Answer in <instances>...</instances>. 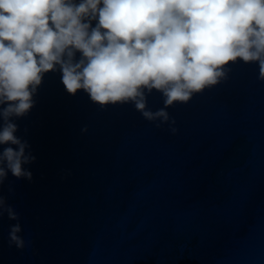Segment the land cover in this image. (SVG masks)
Instances as JSON below:
<instances>
[{"label":"water","instance_id":"water-1","mask_svg":"<svg viewBox=\"0 0 264 264\" xmlns=\"http://www.w3.org/2000/svg\"><path fill=\"white\" fill-rule=\"evenodd\" d=\"M226 67L167 109L175 135L46 73L15 121L32 179L0 185L24 247L0 217V264H264V82L255 64ZM162 107L154 90L147 108Z\"/></svg>","mask_w":264,"mask_h":264},{"label":"clouds","instance_id":"clouds-1","mask_svg":"<svg viewBox=\"0 0 264 264\" xmlns=\"http://www.w3.org/2000/svg\"><path fill=\"white\" fill-rule=\"evenodd\" d=\"M237 61L257 65L264 82V0H0V185L9 173L32 179L35 157L15 121L46 73L58 72L70 95L83 91L102 110L131 104L175 135L167 109L224 82ZM5 215L17 221L9 246L22 249L19 217L0 197Z\"/></svg>","mask_w":264,"mask_h":264}]
</instances>
